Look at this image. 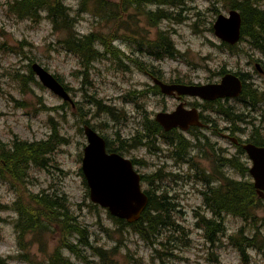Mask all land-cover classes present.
<instances>
[{
	"label": "rangeland",
	"instance_id": "rangeland-1",
	"mask_svg": "<svg viewBox=\"0 0 264 264\" xmlns=\"http://www.w3.org/2000/svg\"><path fill=\"white\" fill-rule=\"evenodd\" d=\"M20 1L0 0V148L16 141L48 142L55 130L67 144L59 145L50 156L47 169L32 166L25 186L18 189L0 180V199L5 205L0 211V257L8 264H49L48 257L60 246L61 234L46 230L45 244L36 242L33 235L22 243L15 207L21 195L47 194L66 198L71 213L90 233L91 247L81 248L84 260L63 250L71 264H264V252L249 249L244 257L231 242L243 230L253 238L256 226L230 214L219 216L206 202L208 194L221 187L223 176L254 184L245 151L222 134H231L242 143L264 141V74L256 68L259 64L264 70V49L260 47L264 41L256 45L244 37L234 48L223 44L214 25L219 16L228 17L233 9L220 0L148 4L139 10L121 11L118 16L111 13L113 7L99 15L98 0L84 5V0H66L75 21L74 37L97 39L94 48L101 56L85 64L66 49L63 43L68 33L57 31L46 12H40L36 22L13 14L11 6ZM119 1L110 2L117 5ZM256 6L264 12V0ZM159 13L165 17L151 25L149 15ZM161 33L174 44L177 58L158 60L150 55L153 52L148 45ZM103 44L119 53L108 54ZM34 64L63 80L74 106L43 87L36 76L31 80ZM226 74L243 78L247 96L242 103L208 105L194 98L186 100L188 107L197 104L209 118L210 128L217 129L206 133L211 147L207 152L202 149L206 154L200 149L206 143L198 134L145 135L147 121L154 127L159 113H173L180 105L174 97L157 91L152 76L168 84L207 85L221 82ZM253 96L256 98L251 103ZM221 108L231 112L230 121L223 111L215 112ZM87 125L113 150L134 162L146 193L167 198L163 205L169 210L171 227L160 229L150 242L91 202L83 173ZM134 139L142 146H136ZM231 161L240 164L243 173ZM257 218L264 238V206ZM206 222H223L225 233L209 241ZM98 249L104 258L96 255Z\"/></svg>",
	"mask_w": 264,
	"mask_h": 264
},
{
	"label": "trees",
	"instance_id": "trees-1",
	"mask_svg": "<svg viewBox=\"0 0 264 264\" xmlns=\"http://www.w3.org/2000/svg\"><path fill=\"white\" fill-rule=\"evenodd\" d=\"M92 0H84V4L90 3ZM219 1V0H218ZM233 10H238L242 14L243 19V38H250L256 45L264 41V12L257 8L259 0H220ZM66 0H22L11 6V11L19 19L30 20L36 22L40 19V12H46L48 19L53 23L57 31L63 30L68 33V37L63 43L66 49L81 57L82 62L90 64L98 60L101 54L94 48L96 36L77 40L71 33L73 31L75 21L71 18L69 9L65 6ZM99 5H95L100 12H106L108 7L111 13L118 16L119 12L125 13L134 8L142 9L148 4H175V0H120L117 5L112 4L107 0H98ZM150 24H157L164 15L150 14ZM260 46L264 49V43ZM106 52L110 55L119 53L116 49L106 44H103ZM152 57L158 60L164 58H177L178 53L174 44L164 35L160 34L159 38L152 45H148ZM30 78L35 81L32 67L30 70ZM57 79L64 85L63 80L56 76ZM65 86V85H64ZM69 91V87L65 86ZM246 94V93H245ZM256 96H253L254 100ZM69 105L68 103H66ZM95 104V99H94ZM100 105V104H99ZM102 106V104H101ZM109 110L111 114L113 111ZM107 113V112H106ZM154 127L149 121L146 122L149 129L145 135L153 136L163 133V129L155 122ZM166 135V134H165ZM142 136V135H141ZM167 136V135H166ZM138 139H134L133 143L136 146H142ZM62 138L55 130L50 141L40 143H23L16 141L13 145H2L0 148V180L10 183L13 187L18 188L25 186L29 181V172L32 166L41 169H47L50 165V156L53 155L59 145L67 144V141L61 142ZM260 141V140H259ZM256 142L255 145L264 147V141ZM109 151L117 152L110 147ZM233 166L243 173L240 164L231 161ZM150 197V203L142 215L139 222L128 224L126 221L115 219L119 224H127L146 242H150L159 230L171 227L169 223V210L163 205L167 198L157 199L151 193H147ZM206 202L211 206L215 214L221 216L224 213L235 217L251 221L256 229L253 238H248L247 231L243 230L240 235L232 237L231 242L237 250L246 257L249 249L264 252V238L261 234V228L258 227L259 220L257 212L264 206V201L259 198V195L252 183H239L223 176L221 178V187L218 190H212L211 195L208 194ZM3 202L0 199V211H4ZM16 213L19 215L17 224V234L21 242H26L29 235H33L35 241L39 244H45L46 234L44 232L56 231L61 234L60 246L56 249L52 256L48 257L49 264H71L69 259L63 256V250H67L72 255L84 260L81 248H89L90 233L71 213L70 206L67 205V199L59 196H50L47 194H30L21 195L15 205ZM165 207V208H164ZM95 208V207H94ZM200 216V215H199ZM201 217V216H200ZM205 229L208 232V240L215 241L216 236L225 233L223 222L205 223ZM1 233V230H0ZM74 240V241H73ZM96 255L104 258L105 254L102 250H96ZM116 256V251L112 253ZM0 264H8L7 260L0 257Z\"/></svg>",
	"mask_w": 264,
	"mask_h": 264
},
{
	"label": "water",
	"instance_id": "water-1",
	"mask_svg": "<svg viewBox=\"0 0 264 264\" xmlns=\"http://www.w3.org/2000/svg\"><path fill=\"white\" fill-rule=\"evenodd\" d=\"M214 30L220 40L236 45L242 36L240 13L232 11L229 17L220 16ZM32 70L45 88L65 102H72L63 85L51 73L38 64H34ZM155 82L166 95L174 96L177 93L179 96L199 97L206 101L238 98L243 91L242 82L234 75H227L221 84L202 86ZM157 121L166 131L174 128L188 130L190 125H200L197 111L186 112L183 107L173 115L159 114ZM85 134L89 144L84 151L83 172L90 187L91 202L108 209L115 218L126 220L130 224L138 222L149 206V197L142 190L141 175L135 171L131 161L119 154H109L105 139L92 128L85 127ZM245 150L253 162L250 173L255 180V187L259 196L264 199V148L248 145Z\"/></svg>",
	"mask_w": 264,
	"mask_h": 264
},
{
	"label": "flooded vegetation",
	"instance_id": "flooded-vegetation-1",
	"mask_svg": "<svg viewBox=\"0 0 264 264\" xmlns=\"http://www.w3.org/2000/svg\"><path fill=\"white\" fill-rule=\"evenodd\" d=\"M256 68H257V70L261 73V74H264V70L262 69V67L259 65V64H257L256 65ZM152 82L154 83V80H157V79H155V78H153L152 77ZM174 98L175 99H177V101L179 102V106H178V108L176 109V111H174L173 113H170V112H165V113H169V114H174V113H176L178 110H179V108H181V107H183V109L186 111V112H193V111H197L198 112V108H197V104H195V103H193V104H191L192 106H194V107H188V105H187V102H186V100L187 99H193V98H191V97H179V96H174ZM194 99H197V98H194ZM199 100V99H198ZM243 97L241 96L240 98H238V99H229V98H227V99H221L219 102L220 103H223V102H225V103H230V102H233V101H235V102H240L241 101V103L243 102ZM251 102V101H250ZM205 103V102H204ZM218 109V108H217ZM221 111H223V112H221ZM215 112H217L218 114H219V112H221V113H224L225 115H226V117H227V119L230 121V117H229V113H231L229 110H225L224 108H221L220 110H215ZM199 121H200V125H198L197 127H189L188 128V130L187 131H183V130H181V129H174V130H172V133H176V132H182V133H184V134H190V135H192V136H195L196 134H198V137H199V140H201V139H203L204 141H205V145H203V148H202V145L200 146V149H201V151H202V149H204L206 152L207 151H209V148L211 149V147H210V145H209V140H207V138H205V136H207L206 135V133L207 132H215V130H217L215 127H212V128H210V124H208V122H209V118L208 117H206V116H204L203 114H202V112H200V110H199ZM222 133V131L220 130L219 131V133H218V135L219 134H221ZM222 137H224V139L225 140H227V141H230V143L234 146V147H236V148H242L243 150H245V146H247V145H251L252 143L251 142H249V143H247V142H245V143H242V141H240V139L239 138H234V137H232V135L230 134V135H223L222 134ZM207 145H208V147H207ZM217 149L219 150V152H221V147L218 145L217 146ZM205 151H202L203 152V154H206V152ZM228 151H226V153H227ZM246 153V152H245ZM247 155V154H246ZM249 158V157H248ZM217 159V158H216ZM250 161V160H249ZM218 163V162H217ZM219 164V163H218ZM250 165L252 166V162H250ZM217 179H219V176H217Z\"/></svg>",
	"mask_w": 264,
	"mask_h": 264
},
{
	"label": "bare ground",
	"instance_id": "bare-ground-1",
	"mask_svg": "<svg viewBox=\"0 0 264 264\" xmlns=\"http://www.w3.org/2000/svg\"><path fill=\"white\" fill-rule=\"evenodd\" d=\"M160 14V13H159ZM162 14V13H161ZM163 15V14H162ZM165 17V16H164ZM254 100H255V98H254Z\"/></svg>",
	"mask_w": 264,
	"mask_h": 264
}]
</instances>
